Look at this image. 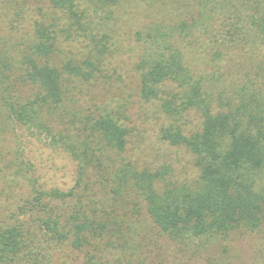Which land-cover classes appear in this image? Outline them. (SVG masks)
I'll use <instances>...</instances> for the list:
<instances>
[{
  "label": "trees",
  "instance_id": "trees-1",
  "mask_svg": "<svg viewBox=\"0 0 264 264\" xmlns=\"http://www.w3.org/2000/svg\"><path fill=\"white\" fill-rule=\"evenodd\" d=\"M42 1L61 23L35 24L0 44V139L14 126L45 139L76 164L75 184L38 190L19 166L9 173L14 203L0 219V264L49 263L62 246L81 253L83 264H118L130 249V222L142 214L167 240L197 248L262 232L264 69L235 86L223 73L196 69L197 56L216 43L210 12L248 1L258 13L259 0H203L189 19L184 0H163L164 12L171 6L177 16L131 35L140 49L137 97L165 117L161 140L191 156L195 174L184 180L168 165L152 168L130 157L125 110L102 100L98 106L91 95L105 64L107 81L116 51L110 22L124 0ZM259 17L264 44V12ZM103 19L105 46L96 35ZM224 47L231 48H215L212 67L228 56Z\"/></svg>",
  "mask_w": 264,
  "mask_h": 264
},
{
  "label": "rangeland",
  "instance_id": "rangeland-1",
  "mask_svg": "<svg viewBox=\"0 0 264 264\" xmlns=\"http://www.w3.org/2000/svg\"><path fill=\"white\" fill-rule=\"evenodd\" d=\"M200 1L203 0H184L183 9L186 12L182 14L183 19L198 17ZM247 2H236L233 10L231 8L226 12H210L213 13L214 21L213 28L209 29L214 32L216 43L211 50H202L197 56L200 59L196 61L197 70L202 68L207 75L223 73L224 82L232 86L253 78L260 69H264V44L258 35L257 24L259 15L264 12V0H259L261 11L258 13ZM163 5H166L163 0H124L121 8L117 7L115 21L110 22L113 30L110 34L116 51L107 60L108 78L106 81L105 64V79L100 80L102 84L91 87L90 91L98 106H101L99 103L102 100L105 107L107 104L113 109L119 107L125 110L130 132V157L139 164L152 168L168 165L179 180H184L195 174L191 156L184 149L161 140L160 128L166 122L165 117L157 110L156 105L139 101L133 72L140 49L132 41V33L167 15L172 18L177 16L176 10L171 6L168 13L164 12ZM59 17L42 0H0V44H10V41L13 43L21 33L25 35L27 31H31L35 24H55L57 19L61 23ZM101 26L102 29L96 35H99L98 39H101V35L104 36L105 46V19ZM223 43L231 46L230 49L224 47L229 54L222 58L221 65L212 67L209 61L215 48H220ZM64 51L67 56L68 50ZM226 51L223 49L222 52ZM17 166L29 180L26 183L33 184L38 190L67 191L75 184L76 164L70 156L52 148L45 139L14 126L0 139V219L13 210L11 204L14 203V196L8 185V177ZM127 235L130 236V249L127 253L118 255V264H264V230L258 234L235 236L228 241L218 240L205 248H197L167 240L149 218L142 214L137 222H130ZM50 258V262L45 264H83L82 254L68 246L58 248L51 253Z\"/></svg>",
  "mask_w": 264,
  "mask_h": 264
}]
</instances>
